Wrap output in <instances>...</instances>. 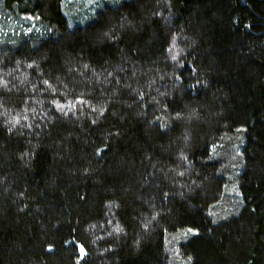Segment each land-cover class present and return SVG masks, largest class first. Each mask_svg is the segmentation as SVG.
Segmentation results:
<instances>
[{
	"label": "trees",
	"instance_id": "trees-1",
	"mask_svg": "<svg viewBox=\"0 0 264 264\" xmlns=\"http://www.w3.org/2000/svg\"><path fill=\"white\" fill-rule=\"evenodd\" d=\"M0 264H264V0H0Z\"/></svg>",
	"mask_w": 264,
	"mask_h": 264
},
{
	"label": "snow or ice",
	"instance_id": "snow-or-ice-1",
	"mask_svg": "<svg viewBox=\"0 0 264 264\" xmlns=\"http://www.w3.org/2000/svg\"><path fill=\"white\" fill-rule=\"evenodd\" d=\"M249 27H250V25H249ZM49 247H51V246H49ZM80 250H81V254L83 255L84 253H85V249H84V247H83V245H81L80 246Z\"/></svg>",
	"mask_w": 264,
	"mask_h": 264
}]
</instances>
